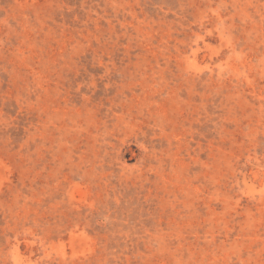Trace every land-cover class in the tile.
<instances>
[{
	"label": "rangeland",
	"instance_id": "1",
	"mask_svg": "<svg viewBox=\"0 0 264 264\" xmlns=\"http://www.w3.org/2000/svg\"><path fill=\"white\" fill-rule=\"evenodd\" d=\"M0 264H264V0H0Z\"/></svg>",
	"mask_w": 264,
	"mask_h": 264
}]
</instances>
